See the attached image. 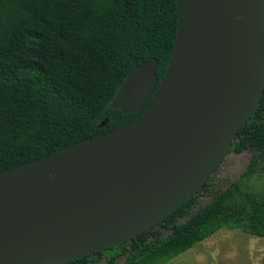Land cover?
Masks as SVG:
<instances>
[{
  "label": "water",
  "instance_id": "1",
  "mask_svg": "<svg viewBox=\"0 0 264 264\" xmlns=\"http://www.w3.org/2000/svg\"><path fill=\"white\" fill-rule=\"evenodd\" d=\"M166 73L131 70L109 106L133 123L0 172V264H69L150 229L231 153L264 93V0H176Z\"/></svg>",
  "mask_w": 264,
  "mask_h": 264
},
{
  "label": "trees",
  "instance_id": "2",
  "mask_svg": "<svg viewBox=\"0 0 264 264\" xmlns=\"http://www.w3.org/2000/svg\"><path fill=\"white\" fill-rule=\"evenodd\" d=\"M179 24L176 0H0V172L136 121L109 106L127 74L156 57L161 83ZM264 158V93L232 150ZM204 183L155 226L69 264H165L221 227L264 237V193L224 191L193 211ZM186 217V220L180 221Z\"/></svg>",
  "mask_w": 264,
  "mask_h": 264
},
{
  "label": "rangeland",
  "instance_id": "3",
  "mask_svg": "<svg viewBox=\"0 0 264 264\" xmlns=\"http://www.w3.org/2000/svg\"><path fill=\"white\" fill-rule=\"evenodd\" d=\"M254 153L255 149L232 150L209 178L206 189L199 192L193 211L224 191L238 201L245 199L246 192L263 194L264 158L251 167ZM184 220L186 217L180 221ZM106 257L102 255L94 264H108ZM165 264H264V237L224 226Z\"/></svg>",
  "mask_w": 264,
  "mask_h": 264
}]
</instances>
